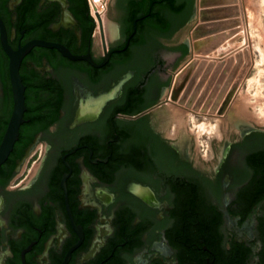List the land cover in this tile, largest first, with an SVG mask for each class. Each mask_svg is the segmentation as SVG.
I'll use <instances>...</instances> for the list:
<instances>
[{
    "label": "flooded vegetation",
    "instance_id": "obj_1",
    "mask_svg": "<svg viewBox=\"0 0 264 264\" xmlns=\"http://www.w3.org/2000/svg\"><path fill=\"white\" fill-rule=\"evenodd\" d=\"M117 1L108 37L104 25L97 36L77 20L68 0H0L13 55L0 38V145L12 61L24 95L0 165V264H264V131L203 148L188 121L191 141L180 148L163 119L168 105L195 115L183 94L171 99L193 60L172 37L189 0H177L179 17L163 8L178 28L155 36L136 35L142 16L132 22L133 0ZM33 42L76 59L41 45L18 58Z\"/></svg>",
    "mask_w": 264,
    "mask_h": 264
},
{
    "label": "bare ground",
    "instance_id": "obj_2",
    "mask_svg": "<svg viewBox=\"0 0 264 264\" xmlns=\"http://www.w3.org/2000/svg\"><path fill=\"white\" fill-rule=\"evenodd\" d=\"M89 1L94 15L96 13L95 17L98 21V26L104 25L105 21H103V1L105 0ZM208 1L209 0H196V22L192 29L189 31L191 54L193 60L179 72L180 75L181 71H183L184 73L188 71V78L191 80L188 86L192 81L193 83L192 85H190V88H188V86H185L184 88L181 87L178 95L176 94L177 100H180L181 94H183L181 97L183 98L185 97V92H188L187 94L189 95L186 96L185 102L183 99L181 103L185 106L186 103H188L187 106L190 108V111H195V115H193L192 112L188 114V121L190 122V126L193 131L197 130L198 133L202 136H207L204 142H208L209 137H211L212 135L217 137L220 136L218 127L219 122L221 121V118H223L224 116L226 117L230 106H233L232 103L237 98L241 101L240 111L242 110L244 113L246 105H248L249 100L252 98V96H249V91L251 89V83L253 81L252 78L254 77V75L252 74V66L253 63H255V60L253 59V50L249 42L251 30L255 29L254 25L249 23L248 21L244 0H241L240 3H238L237 1V4H235L236 6L233 7L231 6V4H229V2H226L225 0H219V2L216 1L214 3L215 5H210ZM201 3L203 4V6L200 8ZM245 3H247V1ZM209 6H211L213 9L211 10ZM203 8L204 10H202ZM197 10L199 11L198 15ZM232 11L235 12V14H231L230 12ZM223 12H226V14L230 13V15L227 14L228 16L232 15L229 21L227 20V18L222 16ZM233 20L234 22L239 21L237 24V28H239V25H242L243 27L244 37L241 38L240 41L236 39V37H234L235 33H237L238 30L225 37V34L230 32L229 25ZM246 23L248 25H246ZM199 30L201 31L200 34H198ZM193 31L196 32V37L194 38L192 36ZM230 38L234 39L230 40ZM197 45L198 47L203 46V48L208 46V49L210 50L202 53H196L195 51L197 49ZM257 45L258 43H256L255 41V50L258 51L259 48L257 47ZM244 46L248 47L252 52H250L249 54L247 52H244ZM258 63L259 62H257L256 64ZM205 74L207 75L206 79L203 80L202 84H199V81H201L202 77ZM257 75L259 76L260 74L257 73ZM196 88H198L197 96L191 102L189 99L193 93L195 94ZM184 89H186L185 92H183ZM230 92H232L231 97L226 101V98L230 95ZM201 96L202 100L200 99ZM254 99L256 100L255 105H260L263 101V98L260 95H256ZM177 100L175 102L178 103L179 101ZM238 101L237 103L239 104ZM224 103L226 105H224ZM238 108L236 110H238ZM206 110H208V112L215 111V118H210L212 116ZM178 112L176 113V115L178 114ZM199 114L201 115V117H197L199 116ZM260 120L264 122V116H261V114ZM175 121H177V119ZM181 122L182 121H180V123Z\"/></svg>",
    "mask_w": 264,
    "mask_h": 264
},
{
    "label": "rangeland",
    "instance_id": "obj_3",
    "mask_svg": "<svg viewBox=\"0 0 264 264\" xmlns=\"http://www.w3.org/2000/svg\"><path fill=\"white\" fill-rule=\"evenodd\" d=\"M106 1L107 0L103 1V5H104L103 21H105L104 27L106 29V35L108 37L109 36L112 37L115 35V29H114L113 22L105 16V12L107 10ZM216 1L219 2V0H209L208 2L210 3V5H212ZM225 1L229 2V4H231L232 7L236 6L235 4H237V1H238V3L241 2V0H225ZM246 1H247V3H245ZM87 3L89 4L88 7H89L90 15L93 16L92 18L95 21L96 19L94 17V14H92V8L90 5V1H88ZM244 4H245V9H246L248 21H249V23L254 25V29H255V30H253V29L251 30V35L249 36L250 37L249 42H250L251 48L253 50V59L255 60L254 61L255 63H253V66H252V68H253L252 74L254 75V77L252 78L253 81L251 80L252 85H251V89L249 91V96H252V98L250 97L251 99L249 100L248 105H246L244 113L242 110H241L242 112L240 111V104H241L240 102L241 101L237 98L236 100L233 101V103H232L233 106L232 105L230 106L229 111L226 114V117L224 116L223 118H221V121H220L221 123L219 122L218 127H219V131H221V134L224 136V140L222 141L223 143L220 144L219 143V140H220L219 137L214 136V135L209 137L208 142L206 141L208 145H209V142L212 144H216L219 149L223 148L224 144L228 143L229 140L236 139L237 137L240 136V134H242L244 132L251 131V130L264 131V122L262 120H260V114H261V116H264V36H263L264 35V0H244ZM202 6H203V4L201 3L200 8ZM209 7L211 10L213 9L211 6H209ZM202 10H204V8ZM198 12L199 11L197 10V15H198ZM230 13L235 14V12H233V11ZM230 13H227V14L230 15ZM227 14H226V12H223L222 16L227 18V20L229 21V19L231 18L232 15L228 16ZM95 15H96V13H95ZM253 19H255V20H253ZM195 22H196V20H195ZM195 22L188 29V31H187L188 36H189V31L192 29ZM238 22H234V20H233L230 23V25H229L230 32L226 33L225 37L229 36V34L235 32L236 30H238L234 36V37H236V39H238L240 41L241 38L244 37L242 25H239V28H237ZM256 23H258L259 25ZM246 25H248V24L246 23ZM97 36H98V34H97ZM231 39H234V38H230V40ZM255 41H256V43H258V45H257V47L259 48L258 51L255 50V46H254ZM189 50H190V48H189ZM243 51L247 52L248 54L250 52H252L246 46H244ZM190 55H191V51H190ZM189 58H190V56H189ZM189 58L187 60H189ZM257 62H259V63L256 64ZM257 73H259L260 75L258 76ZM255 93H257V94H255ZM256 95H260L263 98L262 99L263 101L260 105H258V104L255 105L256 100L254 98ZM237 101L239 102V104L237 103ZM170 107L172 108V110ZM166 108L167 109L164 110L165 111V113H164L165 118L163 119V124L168 125V122H170V124L172 126H176L177 127V133H178L177 145L180 148H187L189 145V142L191 141V135H190L191 133L190 132H192L189 129L188 114L186 112H184L183 110L177 109L173 106L168 105V107H166ZM237 108H238V110H236ZM175 110H176V112H175ZM208 110H206V111L208 112ZM236 111H237V113H236ZM168 112H170L171 114ZM177 112H178V114L176 115ZM180 113H181V115H180ZM208 113L212 116L210 118H212V119L215 118L214 117V116H216L215 111H213V112L209 111ZM172 114H174V115H172ZM180 116H181V118H180ZM197 117H201V115L199 114V116H197ZM175 118L177 119V121H175L176 120ZM180 121H182V122L180 123ZM195 131H196V133H195ZM195 131H193L192 133H193V137L195 138L196 146L199 145L203 148H207L208 145L206 144V142H204V140H206L207 136H202L201 134L198 133L197 130H195ZM204 135H206V134H204Z\"/></svg>",
    "mask_w": 264,
    "mask_h": 264
},
{
    "label": "water",
    "instance_id": "obj_4",
    "mask_svg": "<svg viewBox=\"0 0 264 264\" xmlns=\"http://www.w3.org/2000/svg\"><path fill=\"white\" fill-rule=\"evenodd\" d=\"M60 2L66 6V0H60ZM119 4V1L117 0H107L106 1V7L107 10L105 12V16L110 19L113 22L114 25V29H115V33H116V25L114 23V18L116 17V5ZM196 19V0H189V5H188V12H187V16L185 19H183V21H181L179 23V30L173 34V43H185L186 48H187V55L186 58L184 60V62L189 58L190 56V51H191V46H190V36L187 35V31L188 29L192 26V24L195 22ZM135 21V19L133 20V22ZM135 28V25H134ZM131 31V28L129 29V32ZM195 31V30H194ZM192 33L193 38L196 37L194 32ZM200 30L198 31V34H200ZM0 38H1V43L3 48L5 49V51L13 58V55H11V53L9 52V49L6 45V41H5V31H4V27L3 24L0 20ZM32 45H41V46H46V47H53L55 49H57L59 52H61L65 57L69 58V59H76L75 57L71 56L70 53L67 51V49H65L63 46L61 45H48V44H44L41 42H33L31 44H28L26 46H24L23 48L19 49L18 52L16 53L17 57H21L22 55H24L29 48ZM211 47V45H210ZM190 48V50H189ZM210 49H208V46H206L205 48H203V46L198 47L197 45V49H196V53L198 52H206ZM107 58V57H106ZM18 62V61H17ZM183 61L180 62V66L184 63ZM10 73H11V81H12V87H13V96H14V107H13V111L11 113V117L8 123V127H7V131L5 133V136L3 138V141L0 145V165L5 161L8 153L10 152L12 145L17 137V129L19 124L22 123V113L24 111V95H23V86L20 83V80L18 78L17 75V64L16 62L12 61L10 64ZM189 76V72L187 71L186 73H184L183 71H181V74L179 76V79L176 80V82L173 85V89H172V93H171V99H175L176 94L179 92V90L181 89V87L185 84L187 78ZM206 74L202 77L201 81H199V84H202L203 80L206 79ZM193 81L191 82L190 85H192ZM188 86V88H190L191 86ZM197 91L198 88H196L195 90V94L193 93L190 97V101L192 102V100L197 96ZM188 92H185V97L182 98L185 99ZM214 93V92H213ZM231 93L230 95L226 98V101L230 99L231 97ZM166 94V91L164 92V96ZM202 100V96L200 98ZM224 105H226L224 103Z\"/></svg>",
    "mask_w": 264,
    "mask_h": 264
},
{
    "label": "trees",
    "instance_id": "obj_5",
    "mask_svg": "<svg viewBox=\"0 0 264 264\" xmlns=\"http://www.w3.org/2000/svg\"><path fill=\"white\" fill-rule=\"evenodd\" d=\"M68 2L74 6L72 11L77 20L89 22L92 29L95 23L90 15L87 0H68ZM129 4L132 6L130 14L132 22L135 17L142 16V21L137 26L136 35L141 33L146 36L169 34L179 26L172 29L170 19L164 11L167 10L170 14L179 17L184 10V6L178 4L177 0H133Z\"/></svg>",
    "mask_w": 264,
    "mask_h": 264
},
{
    "label": "built area",
    "instance_id": "obj_6",
    "mask_svg": "<svg viewBox=\"0 0 264 264\" xmlns=\"http://www.w3.org/2000/svg\"><path fill=\"white\" fill-rule=\"evenodd\" d=\"M88 1H89V0H87V2H88ZM88 5H89V4H88ZM92 14H94L93 11H92ZM91 17H93V16H91ZM94 17H95V15H94ZM95 19H96V17H95ZM93 20H94V19H93ZM94 23H95L96 32H97L98 35H100V34H99L98 21L95 20Z\"/></svg>",
    "mask_w": 264,
    "mask_h": 264
}]
</instances>
